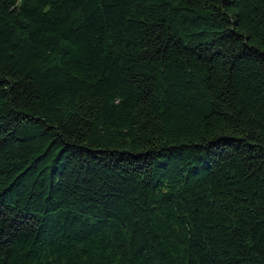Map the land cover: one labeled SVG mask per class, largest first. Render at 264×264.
Returning <instances> with one entry per match:
<instances>
[{
    "label": "trees",
    "instance_id": "trees-1",
    "mask_svg": "<svg viewBox=\"0 0 264 264\" xmlns=\"http://www.w3.org/2000/svg\"><path fill=\"white\" fill-rule=\"evenodd\" d=\"M0 264H264V0H0Z\"/></svg>",
    "mask_w": 264,
    "mask_h": 264
}]
</instances>
